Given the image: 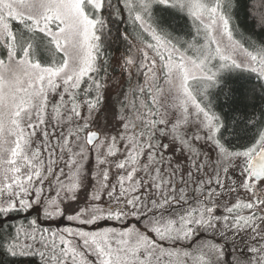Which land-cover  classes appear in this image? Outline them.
Masks as SVG:
<instances>
[{"label": "snow or ice", "instance_id": "snow-or-ice-1", "mask_svg": "<svg viewBox=\"0 0 264 264\" xmlns=\"http://www.w3.org/2000/svg\"><path fill=\"white\" fill-rule=\"evenodd\" d=\"M234 3L0 0V216L37 213L0 250L39 264H228L239 238L232 264H264V110L244 118L254 134L239 146L216 111L235 99L227 73L264 91V39L236 38ZM169 9L187 31L162 23ZM114 24L127 25L114 37L127 89L113 134L96 114Z\"/></svg>", "mask_w": 264, "mask_h": 264}, {"label": "trees", "instance_id": "trees-1", "mask_svg": "<svg viewBox=\"0 0 264 264\" xmlns=\"http://www.w3.org/2000/svg\"><path fill=\"white\" fill-rule=\"evenodd\" d=\"M260 12H264V4L261 3V0H237V3H234L232 27L234 35L241 42L247 43L264 39V30L261 29L258 21ZM158 16L165 26L171 25L179 30L186 28L185 20L173 10H158ZM117 27L123 30L127 25L114 24L111 36L105 39L104 55L108 58V65L116 55L127 50L125 42L114 39ZM225 79L229 86L235 90V99L231 106L221 99L216 111L225 123V138L239 146L247 143L254 134V130L245 128L246 120L244 118L251 117L253 114L258 116L264 110V91L257 86L255 77L248 73L239 71L227 73ZM13 215L15 217L17 214L12 213L10 217ZM15 228L13 222L0 216V236L6 237L11 231L14 232ZM0 264H39V260L35 257H12L0 250Z\"/></svg>", "mask_w": 264, "mask_h": 264}, {"label": "rangeland", "instance_id": "rangeland-1", "mask_svg": "<svg viewBox=\"0 0 264 264\" xmlns=\"http://www.w3.org/2000/svg\"><path fill=\"white\" fill-rule=\"evenodd\" d=\"M183 31H187V28H183ZM124 53V51H122V53L120 55H116L115 58H118L119 56H121ZM113 59V61L108 65V73H107V77H108V84L106 85V90L103 92V97L104 100L102 102V109L103 111H100L96 114V126L99 127H104L107 126L108 129L110 131H113L116 127V121L115 119H113L112 116V109L113 107L118 108L119 105L117 103L118 99H120V92L124 91L127 89V75L124 74V78L121 79V68L117 65L116 63V59ZM103 76V74H102ZM137 80H139V82L142 84L144 77L143 75H139L136 77ZM136 81L134 80L133 83H135ZM161 84H163V80H161ZM117 85H120L119 87ZM85 114H87L85 112ZM114 134V131H113ZM166 142V141H165ZM234 175H237L238 173H233ZM115 177H116V170L113 168L112 172L110 173V178L112 179V181H115ZM46 188V194H47V185L45 186ZM54 194V193H52ZM81 197L83 200L84 197V193H81ZM80 206H83V204H81ZM14 216V215H13ZM18 216V217H16ZM15 217H6V219H8V221L10 220L11 222H13V224L18 227L20 225H23L24 227L28 226V220L36 218L37 213L36 211H31L30 213H18V215H16ZM5 218V217H3ZM109 224L113 223V222H108ZM40 226L41 227H48L51 229H59V228H63L65 226H74V222H69L66 219H57L55 221H47V220H41L40 221ZM207 235H205L203 238H199V240L197 242H202L204 240H209V239H216V240H220L219 236L213 237L211 233H206ZM240 246H239V244ZM236 244L239 246L238 248H233L231 241H229L228 243V247L226 249V253H227V261L228 264H232V262L239 256L240 251L243 250L246 252V249H244V245L243 242L238 238L236 241ZM243 258V257H241Z\"/></svg>", "mask_w": 264, "mask_h": 264}, {"label": "flooded vegetation", "instance_id": "flooded-vegetation-1", "mask_svg": "<svg viewBox=\"0 0 264 264\" xmlns=\"http://www.w3.org/2000/svg\"><path fill=\"white\" fill-rule=\"evenodd\" d=\"M17 215H18V213H16ZM16 216V215H15ZM12 217H14V216H12ZM16 217H18V216H16ZM205 235H207L206 233H203L202 235H200L199 236V238H203ZM238 243V242H237ZM239 244V243H238ZM239 246H240V244H239Z\"/></svg>", "mask_w": 264, "mask_h": 264}]
</instances>
